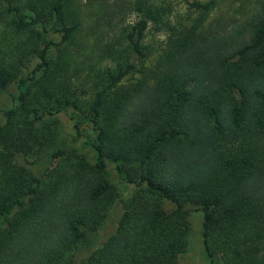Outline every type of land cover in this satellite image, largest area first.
I'll return each mask as SVG.
<instances>
[{"label":"trees","instance_id":"obj_1","mask_svg":"<svg viewBox=\"0 0 264 264\" xmlns=\"http://www.w3.org/2000/svg\"><path fill=\"white\" fill-rule=\"evenodd\" d=\"M106 1L28 0L14 5L25 7L1 32L0 95L11 84L16 92L0 122V264H175L186 248L188 207L201 211L207 257L264 264V5L246 36L230 47L234 60L211 67L209 50L219 43L208 44V53L192 52L197 47L184 40L181 51L167 50L157 73L133 78L149 54L140 44L147 21H159L169 8L129 1L141 17L103 44L99 59L117 61L94 73L101 88L94 85L86 100V84L84 92L74 84L82 67H74L73 51L91 43L83 35L88 7L103 9L107 21L115 17ZM212 3L191 5L204 11ZM67 110L68 135L57 119ZM78 136L92 161L74 145ZM27 157L60 163L38 176L18 162ZM106 159L135 187L125 197L109 181ZM115 199L121 213L114 232L76 260L87 231Z\"/></svg>","mask_w":264,"mask_h":264},{"label":"rangeland","instance_id":"obj_2","mask_svg":"<svg viewBox=\"0 0 264 264\" xmlns=\"http://www.w3.org/2000/svg\"><path fill=\"white\" fill-rule=\"evenodd\" d=\"M106 1V0H105ZM131 0H107L105 3L110 9L116 11L115 17H109L103 9L87 8L83 16V35L87 41L90 39V44L86 46L84 51L74 54V67H82L80 75H75V86L81 91L84 88L82 83L86 84L87 91L81 95L83 99H91L95 89H100L101 84L97 83L98 75L102 74L106 67L113 68L116 59L106 57L99 59L98 54L101 52L103 44L115 40L119 34L126 32L129 27L141 17L139 13L134 11L129 3ZM158 5L163 3L168 6L169 11L163 13L157 22L147 21L146 28L143 31L140 44L149 50L146 59L137 64L138 73L133 78L140 77L143 72H158L163 66V59L168 49L173 52L175 49H180L182 41L189 44L194 43L197 48L191 47L192 52L203 48L205 53H208V44L213 42L219 43V48L211 52L209 61L213 65H220L221 62H229L235 57L228 55L230 47L237 42L240 37H245L248 28H250L254 14L259 11L264 5V0H212L213 3L206 10L195 9L191 2L209 3L211 0H149ZM28 0H0V37L1 32L6 30V25L9 19L14 16V13L22 12L25 6L16 10L14 5H24ZM104 4V3H103ZM105 8V7H104ZM118 9V11H117ZM101 16H103L101 18ZM93 27V28H92ZM92 29V30H91ZM91 31V32H90ZM90 34V35H89ZM89 37V39H88ZM95 38V41H93ZM221 42V43H220ZM129 53V52H128ZM176 58V54H173ZM96 60L98 63H95ZM128 60L137 63V57L130 52ZM93 61L92 63H89ZM34 61L30 63L32 67ZM89 64L93 69L89 68ZM97 71V72H96ZM99 72V73H98ZM152 76V75H150ZM153 77V76H152ZM131 77H127L122 86L129 84ZM95 82V83H94ZM131 82L133 80L131 79ZM193 80L189 84V88ZM94 85H96L94 89ZM233 95L239 99L240 93L235 87H231ZM16 92L14 84H11L7 91L0 95V122L2 118V110L11 105V96ZM67 112H59L57 114L58 125L61 132L66 135L72 134V120L69 119ZM83 132H90V123L84 122L80 124ZM236 142H229L227 146L235 148ZM74 145L85 154L88 161H92L93 152L90 148L83 144V137L78 136ZM19 163L29 168L34 174L42 176L43 174L51 173L52 170L59 165L60 160H47L45 157L32 159L27 157L18 160ZM107 177L109 181L119 191V198L125 197L132 191L133 185L124 182L117 175L114 164L106 159ZM260 194H264V178L261 181ZM164 210H170L172 204L167 201H162ZM190 208L186 215L187 231H186V248L176 257L175 264H221L220 254H215L209 258L204 251L201 237V221L202 214L200 210ZM192 209V210H191ZM121 213V204L115 199L107 211L106 217L92 230L87 231L83 242L79 245L75 253L76 260L84 257L91 250L97 248L109 235H111L116 227L118 218ZM4 225V221L0 216V227Z\"/></svg>","mask_w":264,"mask_h":264}]
</instances>
